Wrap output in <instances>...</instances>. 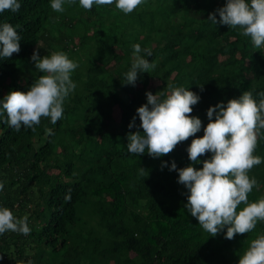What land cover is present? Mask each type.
Instances as JSON below:
<instances>
[{"label":"trees","instance_id":"1","mask_svg":"<svg viewBox=\"0 0 264 264\" xmlns=\"http://www.w3.org/2000/svg\"><path fill=\"white\" fill-rule=\"evenodd\" d=\"M18 2V12H0V25L11 24L21 37L20 52L0 58V79L18 63L35 65L34 50L40 57L63 51L80 68L56 124L42 117L35 131H15L6 114L0 117V207L17 219L27 216L31 229L0 235V264H238L251 241L264 236V221L231 240L223 232L210 236L184 207L188 190L169 170L173 161L177 169L191 164L186 149L204 135L210 106L246 91L259 103L264 92V47L239 27L208 21L226 0H146L127 15L115 4L85 10L75 0L56 12L51 0ZM135 44L151 50L140 55L155 68L132 86L124 80ZM40 75L12 79L10 91H27ZM168 85L200 96L191 115L201 119V131L163 157L147 149L129 153L127 134L142 132L136 109L147 103L145 93L164 99ZM253 155L264 158V129ZM210 156L192 166L202 168ZM248 175L259 185L248 201L257 202L264 197V162Z\"/></svg>","mask_w":264,"mask_h":264},{"label":"clouds","instance_id":"2","mask_svg":"<svg viewBox=\"0 0 264 264\" xmlns=\"http://www.w3.org/2000/svg\"><path fill=\"white\" fill-rule=\"evenodd\" d=\"M66 2L72 4L75 0H51V8L63 12ZM145 2L79 0L85 10H91L93 5L115 4L116 9L126 15ZM20 7L18 0H0V12L10 10L15 13ZM208 21L213 25L239 27L242 29L241 34L250 37L257 49L264 47V0H226L223 7L209 13ZM20 41L15 27L9 23L0 25V58L8 59L14 53L18 54L21 50ZM141 52L152 55L150 49H142L139 44L133 45V61L131 69L125 73V84L135 86L139 73H148L155 68L154 63L140 55ZM31 60L42 75L27 91H11L0 99V117L6 114L4 123L15 131H19L22 126L35 131L42 117L56 124L63 118L66 98L76 88L71 74L78 64L63 51L40 57L38 50H34ZM168 88L170 91L164 99L160 98L163 93H145L147 103L136 109L142 132L137 130L127 134L129 153L143 155L147 149L146 153L150 157H163L201 131V119L191 115L200 96L182 86L168 85ZM258 95L261 97L259 103L246 91L226 104L220 102L210 106L207 110L208 123L203 127L204 135L192 139L186 149L191 164L177 169L173 161L169 168L170 171L178 172L177 182L188 190L184 207L212 237L223 232L224 238L231 240L237 234L251 232L258 221H264V197L257 202L248 201V194L254 187H259L255 177L250 178L248 173L254 166L264 162V158L253 155L259 130L264 129V92ZM135 119L134 116L128 125L129 129L135 126ZM208 153L211 154L210 159L203 161L202 168L192 166ZM165 166L166 162L162 163L161 167ZM144 170L141 168L140 172L143 174ZM3 187V182H0V191ZM242 203L246 206L237 212ZM27 221V216L17 219L11 210L0 207V235L9 231L30 234ZM238 264H264V236L251 241Z\"/></svg>","mask_w":264,"mask_h":264},{"label":"rangeland","instance_id":"3","mask_svg":"<svg viewBox=\"0 0 264 264\" xmlns=\"http://www.w3.org/2000/svg\"><path fill=\"white\" fill-rule=\"evenodd\" d=\"M58 21H60L59 19H57ZM71 56H76L75 53H71ZM74 61V60H73ZM78 64L77 61H74ZM35 68V65L33 64H16L15 66L11 67L9 70V75L7 77H4L2 79H0V99H2L6 94H8L10 91L9 88V84L11 82L12 79H17V77H21L20 80L21 81H25L31 74H33L34 72L36 73L37 70H31ZM80 68V65L78 64V67ZM76 68V69H77ZM76 69L74 71H76ZM93 72L90 75V77H93Z\"/></svg>","mask_w":264,"mask_h":264}]
</instances>
